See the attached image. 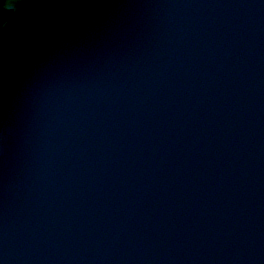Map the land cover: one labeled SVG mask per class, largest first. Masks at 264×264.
Segmentation results:
<instances>
[{"label":"water","instance_id":"95a60500","mask_svg":"<svg viewBox=\"0 0 264 264\" xmlns=\"http://www.w3.org/2000/svg\"><path fill=\"white\" fill-rule=\"evenodd\" d=\"M0 264H264V0H0Z\"/></svg>","mask_w":264,"mask_h":264}]
</instances>
